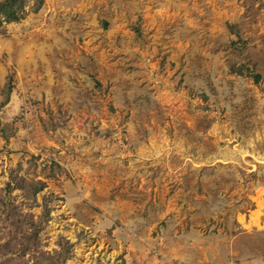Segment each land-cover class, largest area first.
<instances>
[{
	"label": "rangeland",
	"instance_id": "1",
	"mask_svg": "<svg viewBox=\"0 0 264 264\" xmlns=\"http://www.w3.org/2000/svg\"><path fill=\"white\" fill-rule=\"evenodd\" d=\"M0 264H264V0L3 20Z\"/></svg>",
	"mask_w": 264,
	"mask_h": 264
},
{
	"label": "trees",
	"instance_id": "2",
	"mask_svg": "<svg viewBox=\"0 0 264 264\" xmlns=\"http://www.w3.org/2000/svg\"><path fill=\"white\" fill-rule=\"evenodd\" d=\"M25 0H0V23L3 20H18Z\"/></svg>",
	"mask_w": 264,
	"mask_h": 264
},
{
	"label": "bare ground",
	"instance_id": "3",
	"mask_svg": "<svg viewBox=\"0 0 264 264\" xmlns=\"http://www.w3.org/2000/svg\"><path fill=\"white\" fill-rule=\"evenodd\" d=\"M244 221V220H243Z\"/></svg>",
	"mask_w": 264,
	"mask_h": 264
}]
</instances>
